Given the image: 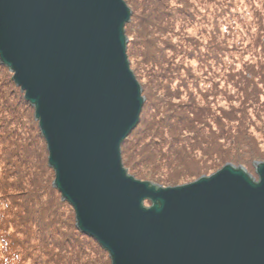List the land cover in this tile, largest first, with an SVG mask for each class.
I'll list each match as a JSON object with an SVG mask.
<instances>
[{"label": "water", "instance_id": "1", "mask_svg": "<svg viewBox=\"0 0 264 264\" xmlns=\"http://www.w3.org/2000/svg\"><path fill=\"white\" fill-rule=\"evenodd\" d=\"M130 15L124 0H0V64L34 109L53 187L111 264H264V160L174 186L123 166L144 103Z\"/></svg>", "mask_w": 264, "mask_h": 264}, {"label": "trees", "instance_id": "2", "mask_svg": "<svg viewBox=\"0 0 264 264\" xmlns=\"http://www.w3.org/2000/svg\"><path fill=\"white\" fill-rule=\"evenodd\" d=\"M124 1L144 96L120 145L127 171L174 186L227 160L254 175L264 159V0ZM47 156L33 107L0 64V264H111L75 226Z\"/></svg>", "mask_w": 264, "mask_h": 264}, {"label": "rangeland", "instance_id": "3", "mask_svg": "<svg viewBox=\"0 0 264 264\" xmlns=\"http://www.w3.org/2000/svg\"><path fill=\"white\" fill-rule=\"evenodd\" d=\"M129 7V6H128ZM130 8V7H129ZM138 82H139V80H137ZM139 84H140V86L142 87V84H141V82H139ZM259 135V134H258ZM260 136V135H259ZM261 147H259L260 148V150H264V142L260 145ZM260 160H264V159H260ZM225 162H230V161H225ZM224 162V163H225ZM223 164V163H222ZM234 164V163H233ZM235 165V164H234ZM237 165H239V164H237ZM123 166L126 168V170L128 169L124 164H123ZM219 169V167L216 169V170H218ZM216 170H214V171H207L206 173H204L203 175H208V174H210V173H213V172H215ZM129 174H131V175H133L135 178H137V179H140V180H148V181H151L152 183H155V184H157V183H159V182H155V181H153V180H151L150 178H146V177H141V176H139V175H137V174H135V173H133V172H129V171H127ZM194 176H196V175H191V176H184L183 178H180V179H178L177 181H176V183H178V184H182V183H187V182H189L190 180H192L193 178H195ZM254 176H256V174L254 173ZM159 185H160V183H159ZM162 185V184H161ZM145 204H149V202H146L145 201Z\"/></svg>", "mask_w": 264, "mask_h": 264}]
</instances>
